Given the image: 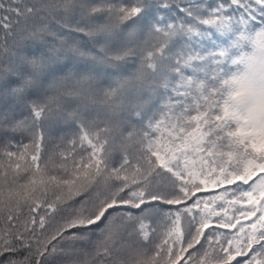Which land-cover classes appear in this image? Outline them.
I'll list each match as a JSON object with an SVG mask.
<instances>
[{
	"label": "snow or ice",
	"instance_id": "6c2138e0",
	"mask_svg": "<svg viewBox=\"0 0 264 264\" xmlns=\"http://www.w3.org/2000/svg\"><path fill=\"white\" fill-rule=\"evenodd\" d=\"M172 7L0 0V264H264V0Z\"/></svg>",
	"mask_w": 264,
	"mask_h": 264
},
{
	"label": "trees",
	"instance_id": "16d2710c",
	"mask_svg": "<svg viewBox=\"0 0 264 264\" xmlns=\"http://www.w3.org/2000/svg\"><path fill=\"white\" fill-rule=\"evenodd\" d=\"M179 2L180 0H171L173 7L171 8V10H162V14L169 17H171L173 14L179 16V11L174 7V5ZM197 2L205 4H215L217 0H197ZM12 103L13 101L10 98L6 101L0 100V111H3L4 109L10 107ZM17 115H19V111H17ZM17 139H19V137H17ZM72 259H75V257H73Z\"/></svg>",
	"mask_w": 264,
	"mask_h": 264
}]
</instances>
